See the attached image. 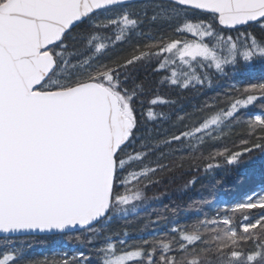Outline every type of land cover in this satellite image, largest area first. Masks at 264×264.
<instances>
[{
  "label": "snow or ice",
  "instance_id": "snow-or-ice-1",
  "mask_svg": "<svg viewBox=\"0 0 264 264\" xmlns=\"http://www.w3.org/2000/svg\"><path fill=\"white\" fill-rule=\"evenodd\" d=\"M253 26L259 37L238 31ZM119 45L131 54L112 59ZM153 65L164 75L138 117L137 98L147 93L134 73ZM238 75L255 82L191 111L186 97L159 94L167 86L203 95ZM249 107L259 111L248 115ZM159 122L176 131L161 132ZM238 126L255 137L251 147L246 139L241 151L204 155ZM254 150L264 157V0H0V264H90L61 241H98V264H264V186L230 205L200 199L149 211L145 196L160 183L157 173L186 160L215 161L204 164L207 172L256 163L241 160ZM212 204L215 215L199 218ZM181 211L198 218L180 224ZM142 214H155L148 224L166 230L132 244L104 235L109 222ZM15 235L47 236L57 246L51 257L30 258L32 243Z\"/></svg>",
  "mask_w": 264,
  "mask_h": 264
},
{
  "label": "trees",
  "instance_id": "trees-1",
  "mask_svg": "<svg viewBox=\"0 0 264 264\" xmlns=\"http://www.w3.org/2000/svg\"><path fill=\"white\" fill-rule=\"evenodd\" d=\"M238 31H253L259 37L260 33L257 26L252 28H240ZM236 36L237 32L232 31L230 33ZM190 38V37H189ZM131 54V49L128 45H119L113 49L110 53L112 59L118 57H125ZM153 67L139 66V69L134 73L136 82L139 83L141 80L145 81L146 95L144 97H138L136 101L137 116L140 117L141 111L148 107L147 100L151 99L157 94L156 87L160 77L164 75L163 72L154 74ZM260 65L256 66L258 72ZM249 82H255L254 79L247 75L236 76L235 78H219L214 82V86L211 89H205L203 95H194L191 91L180 92L178 89H170L167 86L159 90L160 95L168 96L169 98H175L178 94L186 97L185 100V111H191L193 104L199 105L203 103L209 97L219 95L223 99V94L230 89L232 86L243 87L244 84ZM128 86H132V80H129ZM151 90V91H149ZM145 101L144 104L140 103V100ZM157 111H167V107H157ZM248 115L256 114L259 109L257 107H249L245 110ZM175 119V117H173ZM160 131L168 129L169 134H172L176 129L172 128L171 123L159 122ZM147 127H155V125L149 123ZM143 131V127L141 128ZM250 139V143L247 145L251 147V143L255 142V137H249L247 130L243 126L235 127L231 134L227 136L217 144L205 146L203 149L204 155L207 156L210 151L214 150H227L229 154L236 151H241V140ZM138 143V142H137ZM249 156L256 157L257 161L253 164H239L215 168L205 172L204 164L208 162L215 163V161L205 160H186L182 168H175L172 171H164L163 173H157V177L160 183L154 184L145 190V196L149 198V211L155 208L168 205L170 208L176 205H181L182 208L187 206L190 201L193 200H213L218 198H224L227 204H232L239 200H242L246 195H251L253 191L258 190L259 187L264 186V157H261L257 151H252L250 154H246L241 157V160H248ZM220 163H223L221 159ZM199 166V170H197ZM196 177V181L193 186L188 189L184 188L187 181ZM143 183V182H142ZM152 197H159V200H152ZM204 214H207L209 218L214 216V212L211 210V206H205L202 212L199 214V218H203ZM198 218V215L194 212L188 213L181 211L175 218L180 224L191 223ZM130 223L123 221H111L108 223L107 228L104 232L105 236H113L115 239L127 238L128 243L132 244L139 239L135 238L138 234L152 232L153 228H159L161 231L166 230L165 225L148 224L149 219L155 220L156 215L151 216L142 214L140 217L132 219ZM147 225V227H146ZM174 225L169 224L167 228H171ZM127 233V237H125ZM148 238V237H147ZM17 243L23 242L24 240L30 241L32 247L28 250L27 256L34 259H44L45 256L51 257V253L54 247L57 245L53 243V238L47 236H36L33 237H12ZM2 237H0V245H2ZM26 243V242H25ZM66 248L69 250L71 246H75V249L85 251L87 255L91 257L90 264H98V258L95 256V248L100 247V243L97 241L95 244H89L87 247L73 245L72 242H64Z\"/></svg>",
  "mask_w": 264,
  "mask_h": 264
},
{
  "label": "rangeland",
  "instance_id": "rangeland-1",
  "mask_svg": "<svg viewBox=\"0 0 264 264\" xmlns=\"http://www.w3.org/2000/svg\"><path fill=\"white\" fill-rule=\"evenodd\" d=\"M217 201H223V202H225L226 204H227V202H226V200L224 199V198H218L217 199ZM216 204H212L211 205V210L214 212V215H215V213H216ZM150 234H144V235H139V237L140 238H145V237H148ZM25 242H27V243H31L30 241H27V240H24L23 241V243H25Z\"/></svg>",
  "mask_w": 264,
  "mask_h": 264
},
{
  "label": "water",
  "instance_id": "water-1",
  "mask_svg": "<svg viewBox=\"0 0 264 264\" xmlns=\"http://www.w3.org/2000/svg\"><path fill=\"white\" fill-rule=\"evenodd\" d=\"M4 234H0V237H3ZM17 236H20V235H15L14 237H17ZM39 236V235H38Z\"/></svg>",
  "mask_w": 264,
  "mask_h": 264
}]
</instances>
